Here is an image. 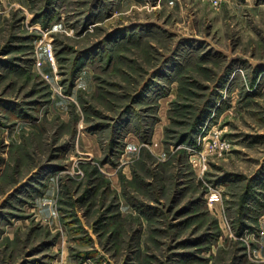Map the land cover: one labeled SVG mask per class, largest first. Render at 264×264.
I'll return each mask as SVG.
<instances>
[{
    "label": "rangeland",
    "instance_id": "374dc122",
    "mask_svg": "<svg viewBox=\"0 0 264 264\" xmlns=\"http://www.w3.org/2000/svg\"><path fill=\"white\" fill-rule=\"evenodd\" d=\"M0 264H264V0H0Z\"/></svg>",
    "mask_w": 264,
    "mask_h": 264
},
{
    "label": "built area",
    "instance_id": "2783aa9c",
    "mask_svg": "<svg viewBox=\"0 0 264 264\" xmlns=\"http://www.w3.org/2000/svg\"><path fill=\"white\" fill-rule=\"evenodd\" d=\"M212 1L216 2L217 0H212Z\"/></svg>",
    "mask_w": 264,
    "mask_h": 264
}]
</instances>
